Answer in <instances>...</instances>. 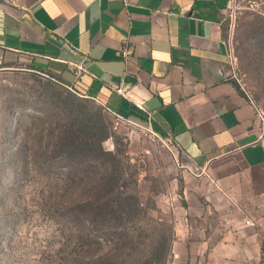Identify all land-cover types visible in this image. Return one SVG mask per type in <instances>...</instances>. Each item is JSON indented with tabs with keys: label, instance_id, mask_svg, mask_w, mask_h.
<instances>
[{
	"label": "crops",
	"instance_id": "1",
	"mask_svg": "<svg viewBox=\"0 0 264 264\" xmlns=\"http://www.w3.org/2000/svg\"><path fill=\"white\" fill-rule=\"evenodd\" d=\"M230 0H0V76L28 71L171 139L168 264H264V137L233 77ZM124 51H129L127 57Z\"/></svg>",
	"mask_w": 264,
	"mask_h": 264
},
{
	"label": "rangeland",
	"instance_id": "2",
	"mask_svg": "<svg viewBox=\"0 0 264 264\" xmlns=\"http://www.w3.org/2000/svg\"><path fill=\"white\" fill-rule=\"evenodd\" d=\"M226 39L236 57L240 89L264 111V0H230ZM57 87L103 107L36 72L7 70L1 75L0 264H72L83 256L82 264H87V255L100 251L86 248L76 230L68 232L76 227L68 209L93 188L83 161L94 159L55 147L63 118L52 99ZM103 112L112 136L102 147L117 153L124 196L133 193L144 211L140 221L128 223L143 253L159 231L173 230L163 210L181 199L188 173L165 132L150 122L125 120L105 108ZM169 260L170 255L161 264Z\"/></svg>",
	"mask_w": 264,
	"mask_h": 264
},
{
	"label": "trees",
	"instance_id": "3",
	"mask_svg": "<svg viewBox=\"0 0 264 264\" xmlns=\"http://www.w3.org/2000/svg\"><path fill=\"white\" fill-rule=\"evenodd\" d=\"M56 90L58 93L52 99L59 103L63 118L57 129L55 147L68 155L94 159L92 162L83 161L86 175L88 173L93 180V188L87 191L85 199L75 200L77 203L68 209V217L76 222V227L68 232L76 230L80 233L77 238L86 248H100V251L93 250L89 257L87 255L91 258V263L87 264H161L167 261L173 240L172 229L159 231L156 240L144 245L146 250L143 253L137 249L134 228L128 223L136 218L140 221L144 211L133 193L124 196L126 192L120 185L117 153L106 152L102 147V143L112 136L105 123L108 117L104 108H98L88 99L78 98L60 87ZM102 242L108 246L104 247ZM85 258L76 259L72 264H82L81 260Z\"/></svg>",
	"mask_w": 264,
	"mask_h": 264
},
{
	"label": "built area",
	"instance_id": "4",
	"mask_svg": "<svg viewBox=\"0 0 264 264\" xmlns=\"http://www.w3.org/2000/svg\"><path fill=\"white\" fill-rule=\"evenodd\" d=\"M129 54V51H124V56L127 57ZM228 60L230 62V66L233 70V77L235 80H237V75L235 74V66H236V57L234 56L232 50L229 49L228 51ZM0 83H1V76H0ZM248 98L250 99V97L248 96ZM251 100V99H250ZM252 101V100H251ZM252 103L254 104L255 108H256V114H257V118L260 121V125H261V132H262V136L264 137V111H262L258 106H256V104L252 101Z\"/></svg>",
	"mask_w": 264,
	"mask_h": 264
},
{
	"label": "water",
	"instance_id": "5",
	"mask_svg": "<svg viewBox=\"0 0 264 264\" xmlns=\"http://www.w3.org/2000/svg\"><path fill=\"white\" fill-rule=\"evenodd\" d=\"M97 102V101H96ZM98 104H100L99 102H97ZM101 106H103L102 104H100ZM105 109H106V107L105 106H103Z\"/></svg>",
	"mask_w": 264,
	"mask_h": 264
}]
</instances>
